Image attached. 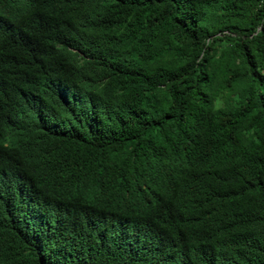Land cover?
Masks as SVG:
<instances>
[{
	"label": "trees",
	"instance_id": "obj_1",
	"mask_svg": "<svg viewBox=\"0 0 264 264\" xmlns=\"http://www.w3.org/2000/svg\"><path fill=\"white\" fill-rule=\"evenodd\" d=\"M0 264H264V0H0Z\"/></svg>",
	"mask_w": 264,
	"mask_h": 264
},
{
	"label": "clouds",
	"instance_id": "obj_2",
	"mask_svg": "<svg viewBox=\"0 0 264 264\" xmlns=\"http://www.w3.org/2000/svg\"><path fill=\"white\" fill-rule=\"evenodd\" d=\"M54 7H55V12H54L55 15L59 16L61 13L59 11V8L55 6V2H54ZM31 147H32V152H34L38 148L37 143L35 141H33L31 143Z\"/></svg>",
	"mask_w": 264,
	"mask_h": 264
}]
</instances>
